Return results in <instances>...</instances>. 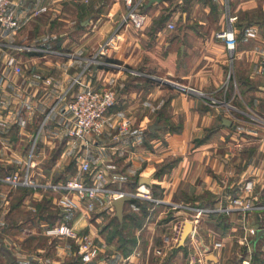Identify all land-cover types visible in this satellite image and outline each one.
<instances>
[{
  "label": "crops",
  "instance_id": "crops-1",
  "mask_svg": "<svg viewBox=\"0 0 264 264\" xmlns=\"http://www.w3.org/2000/svg\"><path fill=\"white\" fill-rule=\"evenodd\" d=\"M67 1L12 0L19 27L14 33L0 29V176L19 172L31 162L32 176L45 178L46 183L22 187L0 182V264H181L186 262L188 237L177 247L178 229L191 220L190 207L210 210L209 219L217 218L212 229L200 219L191 220L204 243L220 244L209 255L213 256L208 257L209 264H223L233 243L239 259H251L259 238L264 239V224L250 221V212L231 209L229 202L243 195L249 179L254 183L252 204L264 191V132L259 135L264 128L249 118L231 122L224 116L230 111L240 117L264 114V81L259 73L264 0H236L234 7L233 0H226L225 11L221 0H145L135 12L139 25L123 21L128 12L123 0H86L88 4L79 0L73 17L67 12ZM44 5L49 6L47 15L35 16L33 12ZM43 16H48V25L38 22ZM77 16H87L89 23L83 19L80 26L69 27L70 18ZM228 16L235 17L233 51L214 38ZM54 18L64 22L59 37L51 29L47 32ZM175 21L183 24L182 29L168 28ZM249 27L255 29L253 37L245 35ZM80 29L82 36L73 42L69 35ZM43 31L52 44L25 43L35 33L43 36ZM106 33L114 35L106 55L88 52ZM16 49L27 51L15 56L22 67L19 74L4 64L6 55ZM240 60L247 67L239 77L245 84L239 82L241 89L228 96L234 104L212 105L206 99L226 97L219 91L228 62ZM78 75L95 90L114 87L117 98L107 112L102 135L93 137L88 148L66 135L71 120L66 105L80 89L76 84V91L71 89ZM165 80L173 84L171 88L162 84ZM200 92L208 95L202 98ZM243 131L257 136L255 145L244 149ZM70 156L77 164L87 158L92 171L103 174L100 185L112 193L134 194L130 198L148 203L145 215L130 198L117 215L109 194L96 196L94 207L87 210L76 193L53 189L54 170ZM140 187L149 198L136 194L142 193ZM45 198L48 204L42 205ZM65 198L78 203L66 217L60 207ZM127 211L140 217V226L131 236L132 250L125 254L119 235L111 231L114 220L127 221ZM107 215L111 219L101 223ZM221 221L225 229L218 225ZM63 222L76 236L86 234L95 243L98 253L92 262L79 260L74 237L46 234V229ZM244 227L263 233L256 241L254 235L241 244Z\"/></svg>",
  "mask_w": 264,
  "mask_h": 264
},
{
  "label": "built area",
  "instance_id": "built-area-1",
  "mask_svg": "<svg viewBox=\"0 0 264 264\" xmlns=\"http://www.w3.org/2000/svg\"><path fill=\"white\" fill-rule=\"evenodd\" d=\"M144 1L145 0H124V3L128 8V12L123 21L130 19L134 22V24L139 25L140 21L136 20L134 16L136 15L135 12L143 5ZM41 10H44V8ZM234 19L235 17L228 16L226 26L214 33V38L222 41L229 51H233L236 45L235 32L232 27ZM17 28L18 20L15 16L14 10L10 7V1L0 0V29L5 32L12 33ZM168 28L172 29L173 25L168 24ZM254 34V28L249 27L245 30V35L247 37H253ZM113 38L114 35L108 39L104 47H102V50H107L109 42L112 41ZM100 53L103 54L104 52L100 51ZM4 64L7 68L17 74L22 72V67L14 55L8 56ZM259 73L264 81V52L262 53L261 60L259 62ZM73 83L80 87V89L76 92L73 99L66 105V110L69 112L71 117L70 124L66 128V135L71 139V141H73V143H78L82 147L88 148L93 137H99L102 135L107 121V112L116 103V93L112 88L95 90L90 87L89 84L83 82L80 75L75 77ZM212 103H215V101H212ZM120 128L124 129L125 126H120ZM29 168L30 165L27 164L23 173L13 172L4 174L0 176V182L22 187L36 186V183H34L31 175L29 174ZM102 179L103 174L101 172L92 171L90 161L87 158H82L78 163V171L75 175L68 178L63 185L53 184L51 187L55 190H67L76 193L79 198V202L87 210L94 207L93 201L99 194H109L110 202H113L115 199L122 196H134V194H127L121 191L112 193L113 191H110L100 185ZM253 186L254 183L252 180L249 179L245 181L242 188L243 195L232 198L229 202V207L240 211L243 214L259 208V206L252 204L249 200L250 194L253 191ZM139 190H141L142 193L138 191V193H136L137 195L140 193L139 195L142 197H150L146 189L140 187ZM177 206L179 205H175L174 207L176 208ZM60 207L64 210V215L66 217L67 213L71 209L78 208V203L69 198H65L60 201ZM195 211L196 213L193 215V222L198 220L200 214L207 212L206 209L201 208L196 209ZM192 221L190 220L191 223ZM180 231L178 229V232ZM256 231L257 229L254 227H244L240 243H249L250 238L255 235ZM46 234L74 237L79 244L78 252L81 262L90 263L97 256L98 248L92 239L86 234L76 236L72 228L64 222L58 226L46 229ZM187 245L188 252L186 254V264H209V255H211L213 250L220 244L214 243L213 245H209L204 243L201 238L196 236L193 226L191 233L188 235ZM157 253H160V251L157 250ZM241 256L242 255H239V257ZM99 263L100 262H97L96 264ZM241 264H249V259L241 258Z\"/></svg>",
  "mask_w": 264,
  "mask_h": 264
},
{
  "label": "rangeland",
  "instance_id": "rangeland-1",
  "mask_svg": "<svg viewBox=\"0 0 264 264\" xmlns=\"http://www.w3.org/2000/svg\"><path fill=\"white\" fill-rule=\"evenodd\" d=\"M10 1V7L14 10V6H13V3H12V0H9ZM82 2L88 4V2L86 0H83ZM124 2V0H123ZM232 4L233 3H236V0H233L231 1ZM81 2L79 0H68L67 1V12L68 14H70V16H75V12L74 10L77 9L78 5L80 4ZM221 3H222V10L225 11V9L227 8L226 4V0H221ZM235 5L233 4V7ZM48 7L47 5H44V6H41L39 7L38 9H36L33 14L35 16H39L41 14L43 15H47V12H48ZM44 10H41L43 9ZM232 9V7H231ZM233 10V9H232ZM105 11V12H104ZM103 14H107L106 13V8L103 10ZM15 13V11H14ZM16 16V14H15ZM42 16V15H41ZM89 16V15H88ZM87 16L85 17H80V16H77L76 18H70V26L69 27H76L77 26H80L81 25V22L82 20L84 19L86 22L88 21V19H86ZM134 18L138 21H140V17L138 15H135ZM129 20V19H128ZM49 19H48V16H43L41 18H39L38 22H40V25L42 26H45V25H48ZM64 22H62L61 20H59L58 18H54V21H53V24L51 23V26H47L49 28V30H47L48 33H50V29L53 30V32H56L55 37H59V30H60V25L63 24ZM89 23V21H88ZM85 24V23H84ZM101 24L106 25V20L103 19L101 21ZM41 26V27H42ZM18 27H19V24H18ZM183 27V24L180 22V21H175L174 22V27L172 28V31H177L179 29H182ZM39 28V27H38ZM47 29V28H46ZM39 32V31H38ZM78 32V33H77ZM83 32V30H78L76 32H73V35H69L70 39L73 41V42H76L79 40V38L82 36L81 33ZM14 33V32H12ZM27 32H24V34H26ZM45 31H43V36L41 35H37V33H35L34 35H31L29 36L28 40H24L25 43H30V44H41L43 45L44 43L46 44H52L51 42H48V40H46L47 37H50L49 34H44ZM80 33V34H79ZM109 33H106L104 35H100V39L99 40L100 44L97 46V44H95V48L94 49H88V52H91L92 55L93 53L96 52L95 56L96 55H99V56H104L106 55L107 51H104L102 50V47H104L105 43L108 41L109 37L111 35H108ZM38 36V37H37ZM41 38H40V37ZM93 35L92 34H88V38L91 39ZM31 37V38H30ZM54 38V37H53ZM54 41V39H53ZM55 42V41H54ZM43 43V44H42ZM70 40H69V44H70ZM96 43V42H95ZM72 44V43H71ZM74 45V44H73ZM97 46V47H96ZM100 51H103L104 53L101 54ZM15 53H12V55L14 56H17L18 54L19 55H22L24 56L27 51L25 49H16L14 50ZM264 52L263 49L260 50V57L262 55V53ZM9 53V52H8ZM8 56L10 55H6L5 58H7ZM95 58V57H94ZM94 58L91 59V61L94 60ZM228 58H229V54H228ZM6 60V59H5ZM244 60H240L239 63L238 62H235V63H231V62H228V66H227V77H226V81L225 83L223 84V86L221 87L220 91L221 93H225L226 97L223 98V97H219V96H216L214 97L213 99H206L208 102H210L212 105H223V106H227V105H230V104H234V101L231 103H229V100L227 99L228 96H231V95H236V93L238 92L237 89H241V86L239 84V88H238V83L239 82H243L242 84H245L244 81H240L239 77H240V72L244 70V68L246 67V65H243V62ZM247 68V67H246ZM245 71V70H244ZM243 71V72H244ZM243 75V74H242ZM170 79V77H168ZM162 84H165L164 86H167V87H170L169 85H173L172 83L170 82H167L166 80L162 82ZM167 84V85H166ZM72 85L74 86L75 84L72 83ZM105 88H112L114 90V87L112 86H108V87H105ZM72 90H75L76 91V86H74L73 88H71ZM170 91V90H169ZM191 92V91H189ZM201 94H199L202 98H205V96H207L208 94H204L202 92H200ZM235 93V94H234ZM212 101H215V103H212ZM116 103H117V100H116ZM115 103V104H116ZM114 104V105H115ZM113 105V106H114ZM227 108H229L227 106ZM239 116V117H238ZM241 115L239 113H237L236 111H230V113L228 114H225V118L227 117L228 120H230L231 122H234L235 120H237V118H246L245 120H252L253 122L257 123V124H260L263 128H264V114L261 112L260 115L258 116H251V117H240ZM39 122V121H38ZM33 131V130H32ZM31 131V132H32ZM245 131V130H244ZM242 132L240 134V136L245 139V144H244V149H246L247 147H252L253 145L256 144L255 142V138H257V136H252L251 134H248L246 132ZM250 131V129H249ZM264 132V130L260 129V134L259 135H262V133ZM246 147V148H245ZM31 148V146H26V151H28L29 149ZM79 163V162H78ZM29 164L31 166V162H27L25 164V166L23 167V169L19 172L23 173L24 170L26 169V165ZM63 164V163H62ZM52 168L50 167L48 170H51ZM30 168H29V174L31 175V178L32 180L34 181V183H38L39 185H45L46 183L43 182L45 180V178H41L39 177L38 180H36L31 172H30ZM55 172L52 174L53 175V179L51 181L52 184H59V185H63L65 183V181L75 175L78 171V164H77V161L75 159V156H70V158L67 159V161H65V163L63 164V166L58 169V170H54ZM4 174H7V173H4ZM3 174V175H4ZM61 191H58L56 195H58ZM257 198V199H256ZM47 198L41 200V203L42 205H47ZM253 203L254 204H257V206H259V208L253 210L252 212L250 211V215H249V219L250 221H254V222H257L258 220H260V224H264V191L260 192L259 194H257V196L255 197V199L253 200ZM263 207V208H262ZM192 208V209H191ZM196 209H198L197 207H190V209L187 210V213L188 214V218L193 220V215H195L196 213ZM55 211V209L53 210ZM207 212H210V210H207ZM207 212H204L202 214H200V216L198 217V219H200V223H203L205 222L207 224V227L211 228L213 227V223L215 222V220H217L216 217L212 218V219H209V217L207 216ZM131 214V212H125V215H129ZM112 217V216H111ZM111 217H109V215L105 216L104 219L102 220L101 223H105L107 220H109V218L111 219ZM125 217V216H124ZM215 219V220H214ZM255 219L257 221H255ZM113 221V220H112ZM140 221V217L139 219H137V221L135 222H139ZM199 221V220H198ZM124 222V220H123ZM127 224H130L132 223V220L130 219H127V221L125 222ZM118 226V221L116 222L115 220L112 222V230H114L116 227ZM130 226V225H129ZM139 227V226H138ZM136 226H133V227H124L123 231H122V235L126 238H131V236L133 235V232L135 230ZM206 228V227H205ZM203 233V232H202ZM177 234V233H176ZM234 241V240H233ZM259 243L256 245L254 251H252V257L251 259H249V264H264V239L262 237L259 238ZM237 249L238 247L236 246V243H233V246L230 248V251H227L224 255V260H223V264H241V259H239L237 257ZM240 253H242V251L240 250ZM226 261V262H225ZM102 262V261H101ZM100 262V263H101ZM99 263V264H100ZM186 262L183 260L181 262V264H185Z\"/></svg>",
  "mask_w": 264,
  "mask_h": 264
},
{
  "label": "trees",
  "instance_id": "trees-1",
  "mask_svg": "<svg viewBox=\"0 0 264 264\" xmlns=\"http://www.w3.org/2000/svg\"><path fill=\"white\" fill-rule=\"evenodd\" d=\"M160 21H156L155 23L160 24L161 23ZM129 202L131 204L135 205V207L139 208L141 216L145 215V213L147 211L148 203L143 202V201L140 202L136 198H130ZM125 218L132 220V223L127 224V223H125L126 221L124 220V222L122 224H118V226L113 231H111V234L114 233V234H118L119 235V247L122 249L123 253L128 254L132 250L135 241H134V239L132 237L131 238L124 237L122 235V231H123L124 227H133V226L138 227V226H140V221L138 223L135 222V221H137V219H139V216H137V215L135 216L134 214L126 215ZM218 225L219 226L221 225V229H225V225L223 224V221L219 222ZM79 260H80V257H79Z\"/></svg>",
  "mask_w": 264,
  "mask_h": 264
},
{
  "label": "water",
  "instance_id": "water-1",
  "mask_svg": "<svg viewBox=\"0 0 264 264\" xmlns=\"http://www.w3.org/2000/svg\"><path fill=\"white\" fill-rule=\"evenodd\" d=\"M154 1H156V0H150V2H154ZM187 90L194 91L193 89H187ZM194 92H196V91H194ZM224 122L226 123L227 121L225 120ZM129 198H130L129 196H122V197L115 199L112 202L113 206L115 207V211H116L117 215L121 214L123 201H125ZM191 231H192V223L190 221H184V223L182 224V227H181L180 234H179L177 247H181L184 245L185 240L188 237V235L191 233ZM262 233H263V230L258 229L255 233L254 241H256L262 235ZM210 258H213V256L209 257V259Z\"/></svg>",
  "mask_w": 264,
  "mask_h": 264
},
{
  "label": "bare ground",
  "instance_id": "bare-ground-1",
  "mask_svg": "<svg viewBox=\"0 0 264 264\" xmlns=\"http://www.w3.org/2000/svg\"><path fill=\"white\" fill-rule=\"evenodd\" d=\"M100 264H106V263H104V262H101Z\"/></svg>",
  "mask_w": 264,
  "mask_h": 264
}]
</instances>
